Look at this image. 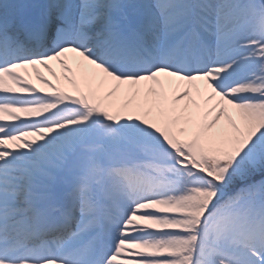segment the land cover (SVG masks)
Returning a JSON list of instances; mask_svg holds the SVG:
<instances>
[{"label": "snow or ice", "instance_id": "1", "mask_svg": "<svg viewBox=\"0 0 264 264\" xmlns=\"http://www.w3.org/2000/svg\"><path fill=\"white\" fill-rule=\"evenodd\" d=\"M0 264H264V0H0Z\"/></svg>", "mask_w": 264, "mask_h": 264}]
</instances>
